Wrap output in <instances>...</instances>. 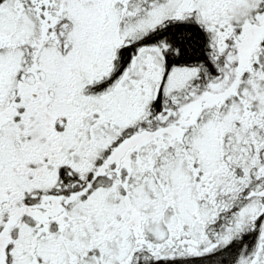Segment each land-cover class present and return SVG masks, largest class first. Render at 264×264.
I'll list each match as a JSON object with an SVG mask.
<instances>
[{
	"label": "snow or ice",
	"instance_id": "snow-or-ice-1",
	"mask_svg": "<svg viewBox=\"0 0 264 264\" xmlns=\"http://www.w3.org/2000/svg\"><path fill=\"white\" fill-rule=\"evenodd\" d=\"M0 264H264V0H0Z\"/></svg>",
	"mask_w": 264,
	"mask_h": 264
}]
</instances>
